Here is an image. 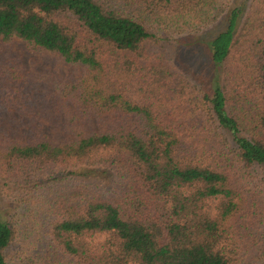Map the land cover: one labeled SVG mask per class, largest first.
<instances>
[{"label":"trees","instance_id":"1","mask_svg":"<svg viewBox=\"0 0 264 264\" xmlns=\"http://www.w3.org/2000/svg\"><path fill=\"white\" fill-rule=\"evenodd\" d=\"M221 18L216 35H199ZM14 40L82 69L47 93L71 139L16 143L0 133V179L39 182L25 210H43L48 226L49 246L40 258L23 251V264L240 262L244 221L260 207L228 160L264 167V0H0V44ZM168 41L201 46L208 75L153 63L134 94L125 81L135 61H105ZM9 70L6 110L16 84L29 83ZM15 237L0 218V264L12 261Z\"/></svg>","mask_w":264,"mask_h":264},{"label":"rangeland","instance_id":"2","mask_svg":"<svg viewBox=\"0 0 264 264\" xmlns=\"http://www.w3.org/2000/svg\"><path fill=\"white\" fill-rule=\"evenodd\" d=\"M222 26L223 20L221 18L203 29L199 35L203 33L202 38L212 37L220 31ZM193 35L177 36L173 34L174 38H183L187 42L192 41ZM105 61L112 63L132 61L133 64L135 61L136 70L132 65L131 72L125 81L127 87L134 94L139 93L138 85L143 84L145 75L151 73L145 66H150L153 63L164 65L169 73H174L177 66L184 67L189 77H193V75L198 77L201 73L203 75L209 73L206 69L209 60L201 46L190 43L180 45L173 41L148 47L140 55H113L108 52ZM10 68L18 69L19 72L26 75L29 78V83L24 88L23 85L16 84L15 87L21 88V90H16L17 99L14 100L16 104L14 108L9 110L0 108V133L16 143L33 142L42 137H47L54 143L71 139V135L63 130L62 119L53 114L52 103L47 100V93L57 81H72L78 78L82 73L81 67L65 63L56 55L31 50L26 43L14 40L8 45L0 44V86L6 84L4 79H7V76L3 75L9 74ZM12 87L14 85L7 87L10 94L14 93ZM143 89L146 88L143 87ZM23 100L25 101L24 108ZM23 112L27 114L25 118ZM185 117L187 120L190 119V116ZM196 119L193 118L188 123L197 121L200 123L202 117L197 116ZM229 159L228 163L233 165L232 169L239 172L233 176L242 184L244 196L248 202L255 199L258 208L260 207L257 210V215L255 214L244 221L247 229L243 232L249 233V236L246 237L248 243L244 245L243 248L246 249V252L242 254L241 260L237 264H262L259 260V251L264 242V216H262L264 213V167L246 168L243 165L238 167L235 158L229 155ZM7 177L9 181L8 179L6 181L0 179V218L10 222L16 231V237L11 248L13 259L8 264H23V251L27 255L40 258L43 250L49 246V238L46 236L48 226L44 220L43 210L39 209L31 214L25 210L27 205L24 200L27 199L29 189L38 188L40 183L35 181L32 184H25L23 176L14 172ZM251 236H253L252 239Z\"/></svg>","mask_w":264,"mask_h":264}]
</instances>
